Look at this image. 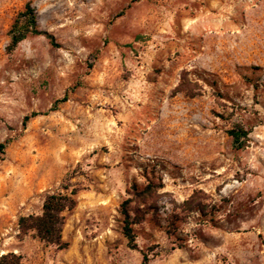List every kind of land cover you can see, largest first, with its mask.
<instances>
[{
    "label": "rangeland",
    "instance_id": "obj_1",
    "mask_svg": "<svg viewBox=\"0 0 264 264\" xmlns=\"http://www.w3.org/2000/svg\"><path fill=\"white\" fill-rule=\"evenodd\" d=\"M27 3L52 38L28 34L9 51ZM235 123L249 131L244 149L227 134ZM6 140L0 255L14 251L25 264H141L142 252L147 264H264V0H0ZM148 181L154 206L132 225V249L120 207ZM64 187L77 189L64 212L67 246L18 238V218L39 214L45 192ZM192 198L199 205L180 206Z\"/></svg>",
    "mask_w": 264,
    "mask_h": 264
},
{
    "label": "trees",
    "instance_id": "obj_2",
    "mask_svg": "<svg viewBox=\"0 0 264 264\" xmlns=\"http://www.w3.org/2000/svg\"><path fill=\"white\" fill-rule=\"evenodd\" d=\"M121 13L122 12L117 15H120ZM8 33L9 43L7 45V50L9 51L14 50L18 43L25 39L28 34H44L49 38H52V36L47 32L37 29L35 11L29 3H27L24 9L18 13ZM184 85L185 83L180 81V84L175 90L184 91ZM187 93L190 96L193 95L191 92ZM66 100L67 95L56 99L49 110L57 109L58 104ZM37 114L38 112L34 111L26 114L23 117V125H26L28 120ZM227 134L231 137L232 145L236 149H244L248 146L249 131L245 129L242 124L235 123L232 128L227 130ZM7 141L8 140L0 142V153L5 148ZM152 183V181H148L142 189H138V187L134 185L133 196L125 198L121 203V233L126 238L127 245L132 249L137 248L132 225L140 223L144 219L147 209L154 206L153 202L146 201V199L151 198V193L154 190ZM64 189H66V191H46L43 197L41 212L39 214L31 213L22 215L18 218V238L22 239L28 233H32L46 245H53L58 250L67 246V242H63L61 236L65 220L64 212L75 207V195L77 193V189H71L70 191H67V187H64ZM199 203V201H194L192 198L191 200H185L182 204H180V206L183 209L188 210L194 205H199ZM200 209L203 210V207L200 206ZM148 261V254L142 252L141 264H147ZM0 264H25V262L23 261L21 254L14 251H8L0 255Z\"/></svg>",
    "mask_w": 264,
    "mask_h": 264
},
{
    "label": "crops",
    "instance_id": "obj_3",
    "mask_svg": "<svg viewBox=\"0 0 264 264\" xmlns=\"http://www.w3.org/2000/svg\"><path fill=\"white\" fill-rule=\"evenodd\" d=\"M41 264H43V261L41 262ZM44 264H48V261L44 262Z\"/></svg>",
    "mask_w": 264,
    "mask_h": 264
}]
</instances>
